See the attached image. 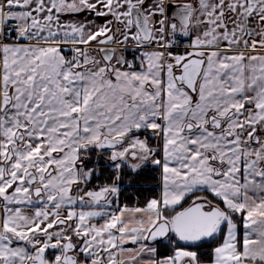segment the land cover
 I'll return each mask as SVG.
<instances>
[{
  "label": "snow or ice",
  "instance_id": "6c2138e0",
  "mask_svg": "<svg viewBox=\"0 0 264 264\" xmlns=\"http://www.w3.org/2000/svg\"><path fill=\"white\" fill-rule=\"evenodd\" d=\"M0 264H264V0H0Z\"/></svg>",
  "mask_w": 264,
  "mask_h": 264
}]
</instances>
